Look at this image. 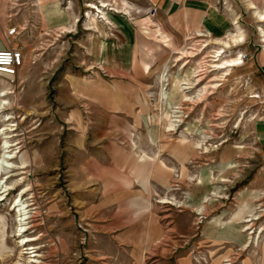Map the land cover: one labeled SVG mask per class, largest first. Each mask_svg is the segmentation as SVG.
Wrapping results in <instances>:
<instances>
[{"label": "rangeland", "instance_id": "374dc122", "mask_svg": "<svg viewBox=\"0 0 264 264\" xmlns=\"http://www.w3.org/2000/svg\"><path fill=\"white\" fill-rule=\"evenodd\" d=\"M42 2L0 0L25 58L12 86L0 78L14 155L0 264H264V0H109L90 22L87 1ZM216 51L242 64L216 69ZM135 156L169 186L144 171L155 192L138 188Z\"/></svg>", "mask_w": 264, "mask_h": 264}, {"label": "bare ground", "instance_id": "6f19581e", "mask_svg": "<svg viewBox=\"0 0 264 264\" xmlns=\"http://www.w3.org/2000/svg\"><path fill=\"white\" fill-rule=\"evenodd\" d=\"M82 1H87V3L89 2V0H82ZM93 1H96V3L91 1L88 3V5H85V8L87 9L86 15H84L85 19L88 22H90L93 17H96L98 19L107 20V17L104 13V10L107 7H109L110 5H108L107 3L103 2V1H99V0H93ZM98 3H99V5H98ZM122 4L125 8L130 9V7L127 5L126 2L122 1ZM115 9L111 7L110 10L115 11ZM250 9L255 10V7L251 6ZM255 16L258 18L259 22L264 21V12L263 13L255 12ZM105 24L108 26H111V23L109 21H106ZM90 25L91 24H88L87 25L88 27L85 30H89V31L93 30V28H92L93 26L91 27ZM61 29L63 30V32H66V33L71 32L70 29L66 28V27L61 28ZM199 36H202V35H199ZM229 39L231 40L232 43H235L238 45L243 40L242 34H239V33H238V35H231L230 34ZM221 44L224 47L228 48V42L222 41ZM223 53L224 52L216 51L213 54L214 55L213 58H215L214 62H216V64H217L214 66L216 69L225 70L227 68H233V67L238 66L239 64H242V62H240L241 58L239 59L237 57V58L226 59V56L222 57ZM159 80H160L161 84L164 83L165 75H162L161 77H159ZM187 84H189V83H187ZM9 85L12 86L11 84H9ZM182 85H186V84L183 83ZM187 88H189V87H184L182 90L187 89ZM7 95H10V92L7 90L0 94V123L3 124V127L0 129V202L4 201L6 199L5 196L8 193V191L13 189V183L11 182L12 184L8 185V182H7L12 177V171H13L12 170L13 166H12V163L10 161L12 158H14V155L10 151L11 150L10 148L12 147V145L8 141L9 140L8 134L13 132V130L9 128L12 126H9L6 124L12 118H10L8 116L6 117L5 115H2L3 114L2 112L5 108V106L7 107V105H8L7 101H5V99H4ZM166 98H167V94L165 93V89L162 88L161 92H160V101L166 100ZM184 98L187 99L186 96H184ZM253 98H257V96H253ZM196 149H197V147H196ZM26 191L27 190L21 191V193L18 195V199L16 200V202L13 205V211L15 212V223H16V235L15 236H19L22 238V240L20 241V245H19V247L21 248V251H22L21 255L29 254L27 250H30V249L25 248L26 245H23L26 242H28L29 239L23 237V235H22L27 230L26 224H27V220L30 218L28 216V214H29L28 211H26V208L28 206H26L24 204V202L22 201V197H21V195ZM161 203H168V202L167 201H161ZM252 218L253 219H251V220H247V222L258 219L257 217H252ZM250 229L251 228L246 226V227H244L243 231L250 230ZM31 262H33V261H31Z\"/></svg>", "mask_w": 264, "mask_h": 264}, {"label": "crops", "instance_id": "0c3cea01", "mask_svg": "<svg viewBox=\"0 0 264 264\" xmlns=\"http://www.w3.org/2000/svg\"><path fill=\"white\" fill-rule=\"evenodd\" d=\"M106 3V1L109 0H100ZM146 1L147 3L152 4L153 2H156V0H143ZM184 0H167V6H169L170 8H175V7H179L183 4ZM42 5H46L47 4V0H43V2L41 3ZM166 5V4H165ZM58 8V7H57ZM55 9L56 10V15L53 16L51 22L53 26H66L68 23V20L65 16H61L59 17V12L61 11L60 9ZM56 16V17H55ZM6 34H0V50H5L7 48L10 47V42L7 41L5 39ZM122 85V84H121ZM120 85V87H121ZM118 85L116 84V87ZM122 89V87L120 88ZM146 154V153H145ZM134 155V154H133ZM136 158V156H135ZM137 161V169L136 172H134L133 174V181L135 182L136 186L138 188H141L142 190H147V191H153L155 192L153 189L149 186V181L148 179L152 182L151 184H156L157 187H162V188H167L169 186V181H168V177H169V169L167 168H163L165 167L164 164H160L161 166H159L157 169L154 167L151 169V171H149V168H146L145 170L140 168L142 165H148V162H151V158L150 157H139L135 159ZM160 163V162H159ZM144 171L146 174V177H148V179L146 177H144ZM132 183V182H131ZM167 184V186H165ZM144 202V201H141ZM144 205V204H143ZM145 209L148 206V203H145Z\"/></svg>", "mask_w": 264, "mask_h": 264}, {"label": "built area", "instance_id": "2783aa9c", "mask_svg": "<svg viewBox=\"0 0 264 264\" xmlns=\"http://www.w3.org/2000/svg\"><path fill=\"white\" fill-rule=\"evenodd\" d=\"M18 35L15 27L7 30L6 36L13 38ZM24 55L22 51L10 45L5 50H0V78L5 79L9 84H14L20 70L24 65Z\"/></svg>", "mask_w": 264, "mask_h": 264}]
</instances>
